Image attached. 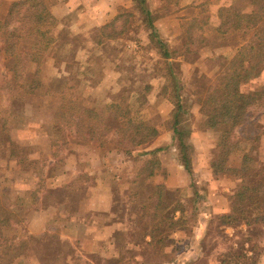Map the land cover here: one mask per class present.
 Returning a JSON list of instances; mask_svg holds the SVG:
<instances>
[{
  "label": "rangeland",
  "instance_id": "1",
  "mask_svg": "<svg viewBox=\"0 0 264 264\" xmlns=\"http://www.w3.org/2000/svg\"><path fill=\"white\" fill-rule=\"evenodd\" d=\"M14 1L7 5L8 11ZM48 1L56 3L52 7V12L57 21L52 29L50 41L47 42L48 51L41 72L49 82L44 84L42 80V87L29 103L34 107L35 105L41 107L32 108L28 113L26 108L28 104H26L20 113L13 115L9 111L12 101L7 82L13 81L12 67L15 60L5 53V44L0 43L2 49L0 52V199L2 204L18 217L17 222L4 229L6 240L0 247V264H3V261L6 264H54L55 262L56 264H225L224 256L233 255L238 251L245 255L244 261L240 264H262L264 224L248 227L243 223L237 228L234 225L224 224L220 218L231 211L233 200L230 195L240 185L241 179L236 175L215 176L212 173L210 163L219 153L220 134L204 126L203 111L206 90L217 73L222 56L232 57L240 44L236 37H228L218 31L221 22L219 10L223 6L235 5L248 12L251 6L245 0H146L147 6L158 15L155 24L165 43L173 51L174 61L180 64L178 67H180L179 79L183 87L182 94L189 99L188 103L191 105V115L183 123V127L191 131V141L194 145V178L191 180L188 173H182L185 170L179 167L180 163L174 166L175 169L171 168L173 170L167 166L170 171L164 167L168 172L167 178L172 174L180 176V172L184 175L187 186L179 188L183 200L193 195L191 181L197 184L205 196L198 206L199 219L192 236L182 233L174 235L177 239L176 247L168 248V251L175 258L170 261L156 257L153 250L148 249L149 237L143 239L136 235L141 226L147 223V218L141 223L136 221L137 217L134 216L136 214L131 211L129 194L138 187L134 179L144 161V155L138 154L132 157L126 153V146L119 144L117 132L110 133L103 145L78 142L74 130L69 132L63 122V113L67 110L62 96L64 91L65 94L73 95V101L78 104H99L124 99L136 121L157 127L159 131L164 129L170 132L169 141L160 151L159 158L162 164L174 163V161L177 163L178 152L172 143L170 129L174 104L164 93L166 85L164 59L150 41V32L138 2L128 0L130 3L128 6L127 0H117L119 1L117 14L110 17L107 23L112 21L122 9L125 17L121 22L127 18L128 23L123 34L110 37L101 31L107 23L100 27H91L86 0ZM7 16L0 20L4 21ZM198 20H201L203 25ZM17 26L20 24L15 21L10 29ZM0 40H2L1 31ZM21 50L28 51L24 45ZM34 69L35 66L28 67L25 70V77H32ZM56 72L59 73L60 82L56 80ZM62 85H64L62 90H56ZM242 89L246 92L263 90L264 71L260 77L244 85ZM15 105H18V102ZM248 115L244 128H240L243 133L238 132V135L260 137L256 142L257 149L251 155L253 160L251 165L264 168V101L253 105ZM12 117L18 125L15 128L23 129L30 125L36 127L34 125L37 123L39 125L34 130L35 136L46 137L44 140L40 138L42 141L39 145L17 143L22 149H19L12 158L13 161L9 158L11 144L8 146V137L14 129L10 125L15 123ZM4 119L10 122L7 134L1 131ZM28 129H24L27 130L25 134H29L30 129ZM149 142L136 147L137 151L139 153L149 151L147 149ZM80 146L93 151L78 150ZM108 149L111 151L109 155L106 153ZM73 152L75 154L72 157ZM102 152L107 154L104 156L107 157L104 164L94 161ZM85 158L90 159L91 162H85L83 173L75 178L74 184L68 189V199L62 205L63 214L68 215V219L65 217L61 218L63 220L54 219L44 235L35 236L36 240L31 238L34 236L23 234L27 214L38 203L37 192L34 191L37 188L26 190L28 184H35L34 175L31 171L29 173L27 168H40L41 181H46L49 185L50 179L43 176L42 172H47L45 169L52 159H56L57 164L51 166L48 172L54 173L59 170L58 165H62L61 161L66 162L67 166L74 164L75 160L83 161ZM36 163L42 164L36 165ZM243 164L242 153L234 151L230 156L229 165L232 168H241ZM108 166H116L118 170L115 171L116 175L115 172L110 171L109 177L114 188L122 189L121 194H117L119 201L116 207L125 220L116 238L119 248L117 252L91 254L85 249L93 244L91 240L84 239L83 244L80 241L72 242L64 237V232L74 230L77 233L79 229L85 228L82 221H69L72 214L87 215L88 217L85 216L87 220L94 215L90 211L86 188L92 181L91 177L97 176L102 169H108ZM86 169L93 174L89 175L85 172ZM208 173L212 174L211 180L206 176ZM117 174L120 176L119 180L115 178ZM167 178L163 174H157L149 180L158 184L163 183ZM130 184L134 185V189L129 188ZM56 195H67V191H59ZM46 196L47 202L54 199V194L50 192H47ZM137 204L141 207V204ZM138 212V215H141V209ZM22 243H25L23 248ZM85 243L88 245H84ZM10 244L14 246L7 249L8 254H5V245ZM223 260L225 262L222 263Z\"/></svg>",
  "mask_w": 264,
  "mask_h": 264
},
{
  "label": "trees",
  "instance_id": "2",
  "mask_svg": "<svg viewBox=\"0 0 264 264\" xmlns=\"http://www.w3.org/2000/svg\"><path fill=\"white\" fill-rule=\"evenodd\" d=\"M136 1L149 29L150 41L164 59L166 70L164 93L174 104L170 124L172 143L192 180L194 145L191 141V131L183 127V123L191 115V105L188 103L189 99L182 94L183 87L179 79L180 67H178L180 64L174 61L173 51L169 49L155 24L158 19L157 13L147 6L146 0ZM245 1L251 6L248 12L235 5L223 6L219 10L221 22L218 31L222 35L236 37L240 44L232 57L222 56L217 73L209 84L203 101L204 126L219 132L221 141L219 153L210 163L212 173L215 176L236 175L241 179L240 185L230 195L233 200L231 211L220 217L224 224L234 225L237 228L243 223L248 227L264 224V168L251 165L253 162L251 155L257 149L256 142L260 137L238 135V132L243 133L240 128H244L248 121L249 109L258 102L264 101V89L250 92L242 89L244 85L260 77L264 71V0ZM55 4L48 0L14 1L9 8L7 18L4 21L0 20L2 32L0 43L5 44V53L15 60L12 67L13 81L7 82L12 101V110L10 108L9 111L13 115L22 112V108L30 103L42 87L41 72L48 51L47 42L50 41L52 29L57 22L52 12ZM122 11L101 28L104 34L117 37L125 32L128 21L124 18L121 22L125 17ZM15 21L20 26L10 29ZM198 22L202 24L201 20ZM23 45L28 51L21 50ZM1 50L0 47V52ZM31 66H35L32 77H25V70ZM62 96L67 106V110L63 113V122L69 132L74 130L76 141L103 145L110 133L117 132L119 144L126 146V153L132 157L138 154L144 155V161L134 179L138 187L129 194L131 211L136 214L134 215L137 217L136 221L141 223L147 218V223L141 226L136 235L143 239L149 237L148 249L153 250L156 257L173 260L175 256L170 254L168 248L176 247L177 239L174 235L182 233L192 236L199 219L198 206L204 200V194L197 184L191 181L193 195L183 200L179 188L168 187L165 183L154 184L149 180L157 174H163L165 178L168 176L159 158L161 149L139 153L136 147L155 139L160 131L145 122L136 121L124 99L99 104H78L73 101V95L65 94V91ZM17 102L19 106L15 105ZM12 121L15 123L10 125L8 119L2 120L1 131L4 134L9 133V125L11 128L18 127L14 118ZM10 144L11 158H13L22 148L16 142L11 141ZM234 151L242 153L244 166L241 168H232L229 165L230 156ZM137 203L141 204V207ZM139 209L141 215H138ZM17 221V215L3 205L0 199V247L6 240L4 229ZM31 238L36 240L35 237ZM24 245L25 243H22V248ZM12 246L14 245H5L4 253L8 254L7 249ZM244 258L245 255L238 251L233 255L226 254L224 256L226 262L223 260L222 263L240 264ZM2 263L6 264L5 261Z\"/></svg>",
  "mask_w": 264,
  "mask_h": 264
},
{
  "label": "crops",
  "instance_id": "3",
  "mask_svg": "<svg viewBox=\"0 0 264 264\" xmlns=\"http://www.w3.org/2000/svg\"><path fill=\"white\" fill-rule=\"evenodd\" d=\"M12 1L14 0H2L0 2V18L1 19L7 16L9 12L7 10L8 8L7 5L10 4V2ZM126 3L128 6H130L129 5L130 3L128 0L126 1ZM86 6H87V12H89L90 17H91V22H90L91 27L96 28V27H100L104 25L105 23H107L110 17L117 14L119 1L117 0H86ZM56 73H57L56 80L60 82V78L58 77L59 73L58 72ZM60 76L62 75L60 74ZM42 80L44 84H46V82L47 83L49 82V79L47 80L46 76H43V75H42ZM63 87L64 85H62L60 88H57L56 90H60V89L62 90ZM35 106L37 108L41 107V105H35ZM36 107H34L32 104H28L26 106L28 113L30 112V109L36 108ZM38 125L39 124L36 123L34 125L36 127H32V125L26 127L30 129L29 134H25L27 130H24V129L26 128H23V129L21 127L14 128L10 132V136L8 137V146H10L11 140L13 142L23 144V145L25 144L39 145L41 141L44 140V138L46 137L44 136L36 137L35 136L36 134L34 130H36ZM23 132L24 134H22ZM169 133L170 132L168 130L161 129L160 134L155 139H153L151 142L148 143L149 145L147 149L153 150L156 148H160L162 150L163 146L166 147L165 145H167L169 141V138H170ZM40 138H43V139L40 141ZM171 140H172V136H171ZM38 148L41 151V148L40 147ZM85 148L86 147L84 146L83 147L80 146L78 147V150H81V151L90 150V148L88 149H85ZM43 151L46 152L45 149H43ZM90 151H93V150H90ZM109 151L110 149L106 151L108 155L111 152ZM38 153H41V152H38ZM106 153L104 152L100 153L97 160L95 159L94 161H98L100 162V164H104L105 159L107 158V157L104 158V156L107 155ZM74 154L75 152L72 153V157ZM70 157H68L67 159L69 160ZM9 158L10 160L12 159L11 155L9 156ZM38 159H40V157H38ZM85 159H83V161L75 160L74 164L71 163V165H67V166H66L67 164L66 162L61 161L60 164L62 165H58L59 168L57 166L59 170H56L54 173H51V172H48L51 169V166L57 164L56 159H52L49 162L47 168L44 166V169L46 168L45 171L47 172L46 173L42 172L43 176L50 179L49 185H47L46 181H43V182L41 181V169L40 168H34V167L27 168L29 170V173L31 171L32 172L31 174L34 175L35 184L34 183L32 185L28 184V187L26 190H33L34 188H37V189H34V191L37 192L38 203L36 204V206H34V208L30 209V211L27 214V219H26L25 226H24L25 228L22 231L23 234L26 233V235H30L34 237L35 236L41 237L42 235L46 233V231H48L49 225L52 221H54V219L63 220L61 218H64V217L68 219V215H66L65 213L63 214L62 205H64V202L66 201V199H68V189L74 184L76 180L75 178L80 173H83V169L85 168L84 166L85 162L86 163L91 162L90 159H86V161H84ZM176 162L177 163H175V161L174 163L167 162L163 164V166L166 167L167 170L170 171L171 168L175 169L174 166L180 163L181 166L179 167L185 170L184 163L181 160L178 159V161ZM37 164H42V163H36V165ZM81 165L83 167H81ZM64 166L66 168H64ZM110 168L112 169L110 170ZM87 170L88 169H86L85 172H88ZM110 171L115 172L118 170H116V166H113V167L108 166V169L100 170L101 173H99L97 176L91 177L92 181L90 185L87 186L86 188V194L90 201L89 202L90 211L94 213V215L91 216V219L87 220L85 218V216L87 215H76V214L73 215L72 214L69 217L70 222L82 221L84 223L85 228L83 229L81 228V230L79 229L77 233L74 230H68L64 232L65 233L64 237L68 238L72 242L80 241V243L83 244V241H85L84 239L88 238L89 240H91L93 244H90L88 247L85 248L86 251L91 254L92 253L105 254V251L110 252V253L117 252V250L119 249L116 238L120 230H122V226L124 225L123 220H125V217H123L122 214L118 212L119 210L117 211L116 203L119 201V199L117 198V194L118 193L121 194L120 191L122 189L119 187H117V189L114 188V184L109 177ZM185 172L187 173L186 170L182 171L183 174H185ZM88 173L89 175L93 174L92 171ZM115 175H116V172H115ZM206 176L208 177V180H211L210 177L212 176V174L209 175L208 173V175ZM183 177L184 175H181V172H180V176L172 174L166 180H164L163 183H165L168 187H171V188H184L187 186V182ZM115 178L119 180L120 179L119 174H117ZM129 188L134 189V185L130 184ZM59 191H67V195L57 196L56 194ZM47 192L52 193V195L54 194V199L50 200V202H47L48 201L47 196H46ZM124 215H126V213ZM86 244L87 243H85L84 245ZM262 261H263L262 264H264V254L262 255Z\"/></svg>",
  "mask_w": 264,
  "mask_h": 264
}]
</instances>
